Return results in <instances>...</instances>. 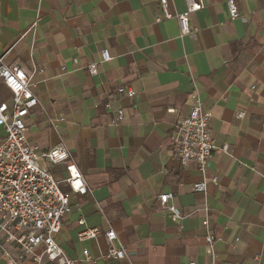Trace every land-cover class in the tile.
I'll return each mask as SVG.
<instances>
[{
  "label": "crops",
  "instance_id": "crops-1",
  "mask_svg": "<svg viewBox=\"0 0 264 264\" xmlns=\"http://www.w3.org/2000/svg\"><path fill=\"white\" fill-rule=\"evenodd\" d=\"M168 1L173 12L186 9ZM204 2L190 15L196 31L182 35L176 18L156 20L159 0H0V55L32 74L40 100L28 138L45 150L61 141L88 184L86 194L67 190L72 211L56 235L81 264H264V0H236L235 19L227 0ZM105 50L111 59L101 62ZM119 84L135 97L116 94ZM195 89L217 144H228L209 159L206 192L194 190L198 163L182 165L170 145ZM0 98H11L1 82ZM108 102L125 111L118 126ZM50 167L65 184V167ZM162 192L183 219L161 206ZM81 218L113 228L126 257L105 256L104 234L79 240Z\"/></svg>",
  "mask_w": 264,
  "mask_h": 264
},
{
  "label": "built area",
  "instance_id": "built-area-1",
  "mask_svg": "<svg viewBox=\"0 0 264 264\" xmlns=\"http://www.w3.org/2000/svg\"><path fill=\"white\" fill-rule=\"evenodd\" d=\"M162 19L176 18L181 34H192L190 15L202 10L204 0H185L183 12H173L168 0H159ZM232 19L239 16L236 0H227ZM111 59L107 50L101 54V62ZM76 60V59H75ZM89 72H97V63L88 65ZM32 74L22 65L8 63L0 55V82L10 91V100L0 98V131L4 136L0 142V249L2 264H81V260L69 256L58 243L56 235L62 228L63 217L71 213L69 193L60 188L50 166L63 165L66 170L64 181L73 193H88V184L77 164L71 159L64 144L60 141L51 148L42 149L28 138L26 118L31 110L39 105L40 100L31 83ZM114 92L134 98L136 91L128 85L119 84ZM193 105L189 113L178 120L170 135V145L182 165L190 161L198 163L201 180L194 185V190L206 192L209 159L217 150L226 151L228 144L219 146L211 131L213 113L205 110L198 90L192 94ZM106 106L113 117L111 124L120 125L125 117L123 108H116L108 102ZM238 118L243 119L245 112L238 111ZM44 159L46 166L39 161ZM213 182L217 177L211 178ZM161 206L171 211L174 220L183 219L186 214L171 202L172 193L162 192L157 195ZM209 210L204 204L206 216L202 221L209 225ZM79 224V240L93 239L104 234L108 247L105 256L111 259L126 257L123 247H115L113 241L117 233L113 228L103 232L99 227H89L84 218ZM207 252L215 256L214 242L216 235L212 231L205 236ZM85 258H90L88 250Z\"/></svg>",
  "mask_w": 264,
  "mask_h": 264
},
{
  "label": "rangeland",
  "instance_id": "rangeland-1",
  "mask_svg": "<svg viewBox=\"0 0 264 264\" xmlns=\"http://www.w3.org/2000/svg\"><path fill=\"white\" fill-rule=\"evenodd\" d=\"M39 163H40V165L41 166H46V162H45V160H43V159H41L40 161H39ZM60 188L63 190V191H65V192H67V190L70 188L69 187V185L67 184V183H65V184H60Z\"/></svg>",
  "mask_w": 264,
  "mask_h": 264
}]
</instances>
